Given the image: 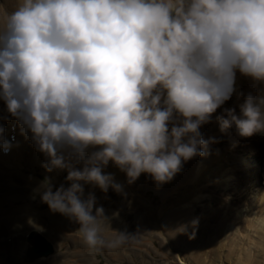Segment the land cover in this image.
Here are the masks:
<instances>
[{
    "label": "clouds",
    "instance_id": "1",
    "mask_svg": "<svg viewBox=\"0 0 264 264\" xmlns=\"http://www.w3.org/2000/svg\"><path fill=\"white\" fill-rule=\"evenodd\" d=\"M237 72L253 90H236ZM257 84L264 85V0H17L0 12V102L46 157L42 167L65 171L68 182L54 188L45 177L34 194L78 223L93 252L134 235L111 229L84 185L124 195L104 171L110 161L128 184L142 173L157 187L170 181L183 162L208 155L217 140L200 128L234 93L243 97L239 112L222 108L219 131L264 134ZM4 132L0 125L7 152Z\"/></svg>",
    "mask_w": 264,
    "mask_h": 264
},
{
    "label": "bare ground",
    "instance_id": "2",
    "mask_svg": "<svg viewBox=\"0 0 264 264\" xmlns=\"http://www.w3.org/2000/svg\"><path fill=\"white\" fill-rule=\"evenodd\" d=\"M16 3L17 0H0V12L12 11ZM252 83L250 78L237 72L235 83L237 91L253 90ZM261 87L264 85L257 84L256 90ZM242 101L243 97L238 99L234 93L221 108L217 109V113L213 114L212 121L201 126L200 131L204 139L213 137L217 140L215 145L214 143L209 145L208 155L194 156L183 162L181 171L159 187L150 175L142 173L147 177L146 189L147 187L152 189L154 186L153 189L160 194V208H153L152 203L133 187V183H127L125 173L111 161L109 162L104 171L113 174L115 181L122 185L124 192L122 198L134 197L141 207V211L131 208L134 210L139 229L136 233L133 232L136 235L133 234L125 219H122L118 213L114 216L111 211L103 208L111 229L134 236L116 249L102 247L94 252L83 243L78 231L79 226H75L74 220L58 212H52L49 208L40 211V203L25 201L23 186L35 190L41 180L25 174L23 166L35 164L42 166L46 157L35 150L30 139L21 134L18 125L16 141L12 143L9 140L8 127L14 118L9 116L5 108H1L0 114L8 116L4 136L11 145V152L3 154L0 149V264H17L27 249V241L29 242L27 237L32 233H37L57 245L54 246L58 253L43 259L44 264H80L81 261H86L84 264H90L92 261L94 264H99L97 254L100 252H104L108 258L117 260L119 264L121 262L134 264L136 261L131 256L133 254L141 256L142 264H157L154 257H159L158 264H178L177 259L185 264H222V262L228 264L233 253L236 255L235 264H264V199H259L257 203L254 201L256 203L254 209L257 212L253 213L247 202V192L243 190L248 183L252 184L255 181V174L251 171H260V168L263 169L262 172L264 171V134L257 133L243 138L236 134L234 128L229 129L227 133H221L214 119L222 108H235L238 113V104ZM4 123L5 121L0 125ZM237 143L238 145L235 146ZM247 148L252 151L250 154L255 165L253 168H240V162L245 152L247 153ZM241 153L244 156H241ZM64 172L63 170L49 172L51 182L57 180V177ZM233 177L236 182H229ZM260 178L261 175L256 180ZM209 182L219 187L223 185L227 187L230 184V189L220 194L209 187L211 186L207 184ZM258 184L255 185L257 188ZM250 187L253 188V185ZM84 188L85 195L93 192L91 186L84 185ZM146 189L144 195L149 190ZM261 192H264V188L257 194L260 195ZM225 197L229 199L225 200ZM20 201H24L27 205H19ZM211 202L214 205H211ZM248 207L250 213L246 214L252 216L254 225L248 221L250 219L239 222L237 220L243 214L240 209L244 208L246 212ZM29 219L32 220V224L28 223ZM193 219L198 221L195 227L191 225ZM251 226L256 234V241L251 238L253 232L248 229ZM231 227L237 234L234 232L229 238L225 233ZM54 228L62 231L61 239L55 240V233L51 232ZM114 235L105 226L104 238L110 239ZM245 237L249 242L245 241L246 245L242 247ZM155 242H158V246ZM253 246L256 247L254 251ZM223 248H227V254L224 256L227 260L222 258Z\"/></svg>",
    "mask_w": 264,
    "mask_h": 264
},
{
    "label": "rangeland",
    "instance_id": "3",
    "mask_svg": "<svg viewBox=\"0 0 264 264\" xmlns=\"http://www.w3.org/2000/svg\"><path fill=\"white\" fill-rule=\"evenodd\" d=\"M1 108H4L3 102H0V109ZM0 117H4V116L2 114H0ZM4 121H5V123L3 124L4 125L3 127L6 129L7 128V125H8V123H7L8 122V119L7 120L0 119V123H2ZM214 145H215V143H214ZM220 145H218V146L220 147ZM237 145H238V143L235 144V146H237ZM228 146H230V145H228ZM250 152H252V151L249 148H247V153L245 152V156L243 155V153H241V156H244V157H243V159L240 162V165H239L240 168L243 167L245 169H248L249 167L253 168V166L255 165L254 162L252 163V157L253 156H251ZM23 168H24L25 174L32 175L34 178H38L41 181L45 177H48L49 178V175H48L49 172H47L42 166H40L38 164L29 165V166H23ZM262 170L263 169L260 168V171H258V170L257 171L256 170L255 171H251L252 174L253 173L255 174V181L252 184H249V183L247 184L246 187L247 188L249 187L250 189H247L246 187L243 188V190L245 192H247V195H246L247 198H248L247 199L248 200L247 202L249 203L250 209L253 210V213H256L257 212L256 209H254L255 204L257 203V201H259V198H258L259 194H257V193H259L260 189H263L264 188V184H263L264 183V180H263L264 179V175H263V172L264 171L262 172ZM260 175H261L260 180L259 179L256 180L257 177L258 178L260 177ZM65 176H66V172H64L61 176L57 177V180H55L54 182H51V179L50 178H49V180L52 183V185H53L54 188L55 187H58L61 184H64L65 186H67V183L68 182L65 181ZM233 178H231V180L229 182H236L235 178H234V180H232ZM146 179H147V177L145 176V174H141L137 178V180L135 182H133V187H135L136 189H138L139 190V194L140 195H143V197L147 198V200L152 203V207L153 208H160L161 207L160 194L153 189L154 186H153L152 189H149V187H147V189H146V187H145ZM207 184L208 185H211L209 187H211V189H214L216 192H218L220 194H222V193L226 192L228 189H230V184L227 187H226V185H223V186L219 187L218 185L211 184L210 182L207 183ZM257 184H258V188L255 186ZM251 185H253V188L250 187ZM88 186H91L92 187L93 193H94V195L96 197V206H100V207H102L104 209H107V210L111 211L112 213H118L119 216L122 219H125L124 221L128 225H130V229L132 230L131 231L132 233L133 232L136 233L138 231L139 228H138V225H137V222H136L135 214L133 212H134V210L141 211V207H140L139 203L137 202V199L136 198L131 197V198H128V199H124V198H122L121 194H118V193L114 192L111 188H109V190H108L107 193H104L98 187H95L93 185H88ZM23 187H24L23 188L24 189V193L23 194L25 195V201L26 202H29V203L32 202L33 204L40 203L41 204L40 205V208H39L40 211H45L46 209L49 208L46 203H43L41 201L38 193L34 194V190H32L31 188L29 189V188H26L25 186H23ZM145 189L146 190L149 189V190L144 195ZM136 192H137V190H136ZM20 204L27 205L26 203H24V201H20L19 202V205ZM6 205H7V207H9L8 204H6ZM211 205H214V203L211 202ZM241 206H242V204H241ZM249 207L246 208V212H244L245 211L244 208L243 209H240V210H242L243 214L240 215L237 220L239 222L241 220L250 219L248 221H251V223L254 225V221H252V216H249L248 214H246V213H250ZM131 208H133L134 210L131 209ZM34 209L36 210V208H34ZM75 226H79L78 223H76ZM237 226H239V225H237ZM227 228H229V227H227ZM252 228H253V226H251V227L248 228L249 231L252 230V232H253V234H251V232L249 234H251V238L256 241L257 240L256 234H255V232L253 231ZM51 232H54L55 233V235L54 234H51V236L54 235V237H56L55 240H57V238L58 239H61V237L63 235L61 230H58V229H55V228H54V231H51ZM234 232H235V234H237V232L235 230H233L232 227H231L230 230L225 233V236L228 235V237L230 238L233 235ZM135 233H133V234H135ZM243 239H244V241L242 242V247H244L246 245L245 244V241L246 242H249V240H247L246 237L243 238ZM46 241L47 242L49 241V243L53 247V253L52 254H50V255H48L46 257H40V258H37V259H34V260L30 259L27 256V250L31 247V244L27 241V243H28L27 249L22 254L21 260L18 261L17 264H36V263H39V262H41V264H44L45 263L44 262L45 258H48V257H50L51 255H54V254L56 255L58 253L57 252V248L55 247V246H57L56 243L53 244V242L50 241L49 239H46ZM155 243L158 246V242H155ZM252 249L254 251L256 249V247L253 246ZM221 254H222V258L223 259H226V258H224V256H226V254H227V248H223V251H222ZM131 256L136 261V262H134V264H142V261H141L142 258H141L140 255L133 254ZM235 257H236V255L233 253V255L231 256L230 261H228L227 263L228 264H235V262H234ZM97 258L99 260V264H119V262L117 260L108 258L107 255L104 254V252L98 253L97 254ZM154 259H155L154 260L155 263H157V264L160 263L159 257H154ZM132 261H134V260L132 259ZM208 261H209V259H208ZM84 262H86V261H84ZM84 262L81 261L80 264H84ZM177 262H178V264H185L180 259H177ZM121 264H124V262H121ZM222 264H224V262H222Z\"/></svg>",
    "mask_w": 264,
    "mask_h": 264
},
{
    "label": "water",
    "instance_id": "4",
    "mask_svg": "<svg viewBox=\"0 0 264 264\" xmlns=\"http://www.w3.org/2000/svg\"><path fill=\"white\" fill-rule=\"evenodd\" d=\"M31 247L27 250V256L34 260L53 253V247L45 238L37 233H32L28 238Z\"/></svg>",
    "mask_w": 264,
    "mask_h": 264
}]
</instances>
